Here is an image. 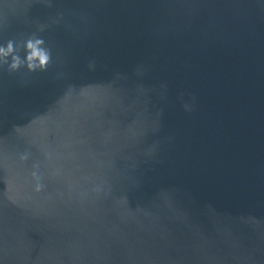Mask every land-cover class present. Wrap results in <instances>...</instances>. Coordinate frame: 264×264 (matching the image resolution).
Listing matches in <instances>:
<instances>
[{"label":"water","instance_id":"95a60500","mask_svg":"<svg viewBox=\"0 0 264 264\" xmlns=\"http://www.w3.org/2000/svg\"><path fill=\"white\" fill-rule=\"evenodd\" d=\"M32 36L45 70L0 63V264H264V0H0V46Z\"/></svg>","mask_w":264,"mask_h":264},{"label":"clouds","instance_id":"9594fccd","mask_svg":"<svg viewBox=\"0 0 264 264\" xmlns=\"http://www.w3.org/2000/svg\"><path fill=\"white\" fill-rule=\"evenodd\" d=\"M44 40L35 36L29 37L23 43L25 56L23 59L18 55V46L14 45L12 40H8L4 46H0V63L8 65L10 72H15L21 67H26L29 72L36 70L43 71L47 68L50 61L49 51L43 47ZM9 57L11 60L9 62ZM89 67H92L89 64ZM186 110L188 109L185 106ZM22 156L21 159H26ZM35 175V173L33 174ZM41 185H37V191L40 190Z\"/></svg>","mask_w":264,"mask_h":264}]
</instances>
